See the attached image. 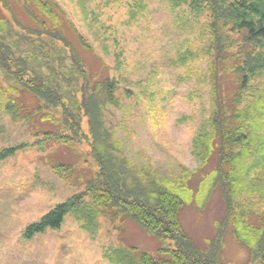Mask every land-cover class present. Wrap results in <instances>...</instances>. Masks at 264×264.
Listing matches in <instances>:
<instances>
[{
    "label": "rangeland",
    "instance_id": "374dc122",
    "mask_svg": "<svg viewBox=\"0 0 264 264\" xmlns=\"http://www.w3.org/2000/svg\"><path fill=\"white\" fill-rule=\"evenodd\" d=\"M10 1L28 23L18 3ZM57 1L87 45L67 24V35L91 77L115 78L120 83V106H109L106 116L131 162L153 166L169 179L182 176V168L198 171L190 182L193 201L180 218L192 239L205 247L225 216L219 190L202 207L195 198L203 176L214 167L211 162L201 170L202 163L193 153V141L213 107L210 70L216 51L206 19L172 0ZM6 17L9 14L0 3V19ZM231 78H221L227 94L236 87ZM10 85L0 72V151L22 144L28 147L0 162V264H139L144 252L160 259L157 250L167 244L126 216L111 221L101 209L88 217L73 212L61 229L26 237L29 225L85 191L99 166L87 143L68 146L57 140L42 141L45 132L55 134L61 129L57 121L61 114L55 109L41 113L36 97ZM10 100L20 109L19 120L6 109ZM48 114L51 117L43 120ZM222 261L258 264L232 230L225 237Z\"/></svg>",
    "mask_w": 264,
    "mask_h": 264
},
{
    "label": "trees",
    "instance_id": "16d2710c",
    "mask_svg": "<svg viewBox=\"0 0 264 264\" xmlns=\"http://www.w3.org/2000/svg\"><path fill=\"white\" fill-rule=\"evenodd\" d=\"M15 1L29 22L21 20L10 0H0L10 17L0 19L4 80L12 90L23 89L36 97L41 113L55 109L61 114L57 120L61 129L55 134L45 132L42 141L57 140L68 146L87 143L99 166L85 191L29 225L26 237L61 229L73 212L88 217L101 209L111 221L126 216L167 244L157 250L160 259L144 252L139 264H224L228 230L252 262L264 264V0H172L206 19L216 51L210 70L213 107L193 141L201 170L211 162L214 167L203 176L195 198L202 207L219 190L225 216L205 247L192 239L180 218L193 201L190 182L198 171L182 168V176L169 179L153 166L133 164L107 122L108 107L120 106L119 81L91 77L66 32L67 24L75 28L57 0ZM222 75L232 77L236 86L232 94L225 92ZM6 109L19 120L16 101L10 100ZM26 147L1 150L0 162Z\"/></svg>",
    "mask_w": 264,
    "mask_h": 264
}]
</instances>
